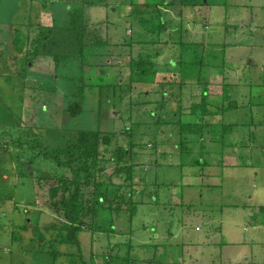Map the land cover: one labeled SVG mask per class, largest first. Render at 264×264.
Masks as SVG:
<instances>
[{"label": "rangeland", "instance_id": "obj_1", "mask_svg": "<svg viewBox=\"0 0 264 264\" xmlns=\"http://www.w3.org/2000/svg\"><path fill=\"white\" fill-rule=\"evenodd\" d=\"M93 1L42 2L57 27L67 22L66 7L82 8L88 29L111 43L85 49L98 51L89 61L100 60L103 66H86L82 72L74 56L57 65L54 56L44 55L22 73L24 66L15 69L7 57L0 74V264H71L76 259L74 246L52 245L57 231L46 226L56 216L46 186L35 178L67 170L18 145L30 127L47 149L64 145L78 129L114 132L109 149L142 144L131 157L137 163L135 213L100 209L95 230L79 234L81 252L94 264H264V211L258 209L264 206V0H194L195 6L166 0L161 11L169 32L162 40L169 46H159L156 89L129 83L128 50L135 55L154 49L141 45L136 18L123 13V6L116 9L122 0ZM39 4L0 0V21L26 19ZM179 39L187 48L180 49ZM116 54L120 57H112ZM182 60V73L170 79L184 76L185 82L170 86L165 97L167 106L178 111L170 114L168 108L164 115L160 86L178 69L172 61ZM115 65L119 75L114 79L96 75ZM206 80L208 90L221 94L207 106L211 116L204 117L215 123L214 131L199 134L181 126L182 120L196 121L184 106L200 98ZM76 101L81 109L71 115L68 106ZM179 116L182 125L173 123ZM229 123H234L231 131Z\"/></svg>", "mask_w": 264, "mask_h": 264}, {"label": "trees", "instance_id": "obj_2", "mask_svg": "<svg viewBox=\"0 0 264 264\" xmlns=\"http://www.w3.org/2000/svg\"><path fill=\"white\" fill-rule=\"evenodd\" d=\"M132 2H134L132 16L136 18L141 27L140 32L142 31L139 37L140 41L144 43L141 45L150 44L154 49L150 46L153 52L145 50L146 54L139 51L135 55L133 53L130 55L129 83L134 81L136 85L151 84L150 87L156 89L157 87L154 85L157 81L156 73L159 70L156 62L160 51L159 46L162 48L169 46L162 40V35L169 30L163 11H161L162 7L168 3L166 0H132ZM206 3L207 1L204 3L202 1V4L206 5ZM180 4L195 6L196 2L194 0H181ZM30 37L29 33H24L20 28H16L11 35L12 40L4 47L7 55H9L7 56L10 59L9 63L13 61L17 66H13L15 69L24 66L21 69L22 73L25 72L26 66L28 64L31 66L40 55L54 56L57 65L61 64L66 56H74L79 61L78 69L81 70L82 68L83 72L86 66H91L89 57L92 53H86L85 49L88 46L108 44V40L101 37L97 31L88 29L83 12L79 8H73L68 12L67 22L61 27L39 26L32 39ZM63 44L68 45V49L64 50ZM178 44L180 49H183V47L187 48L188 43L179 39ZM12 51L16 54L10 57ZM2 52L5 51L2 50ZM18 54L21 55L18 57ZM6 58L0 60L2 63L0 64V74H4V67L8 64ZM172 62L178 69L172 70L168 78L164 77V87L160 86L164 90V115L168 108L170 114L178 111L175 107L167 106L166 103L165 97L170 94L168 92L170 86L181 85L185 82L184 76H179L177 81L170 78L174 77L176 71L182 73L181 66L186 61ZM3 63L6 64L3 65ZM81 76L84 77V75ZM201 83L204 88L201 90V100L191 103L187 112H185L186 110L183 111L194 116L196 121L188 120L186 122L182 120L184 126H181V128L192 132L197 130L199 134L203 133V129L213 132V125L215 124L208 121L204 122L208 110L209 83L207 80ZM82 90L84 92L83 88ZM79 94L81 96V93ZM222 94L225 95L226 93L223 91ZM68 107L71 115H75L81 109L78 101L71 103ZM183 112L180 114L185 115ZM209 115L211 116V114ZM168 117H164V123ZM178 118L179 120L175 119L173 123L177 122L182 125L180 123L181 116ZM231 126H234V123H229V131L232 129ZM24 135L25 139L18 142L20 147L27 145L32 150H38L39 154L51 158L56 164L67 170L66 174L59 176H35L39 186L44 188L46 186L48 206L56 216L55 221L46 226V228L57 231L53 241H51L52 245L66 243L74 246L77 253H72L76 255V259L71 264H94L91 260L86 259L81 252L79 234L95 230L100 209H108L117 214L125 211L129 216L135 213L137 201L133 199V186L135 184L132 180L135 163L131 157L134 156L133 150L136 146L135 151L139 148L137 151L140 152L143 148L142 144L131 142L128 148L116 144L113 149H109L108 147L115 137L114 132L78 129L64 145L47 149L38 141V133L34 132L32 127L26 130ZM221 136L218 134L217 139H221ZM258 209L264 211V206H259ZM54 251L52 249L49 252L54 255ZM129 261L127 259V262Z\"/></svg>", "mask_w": 264, "mask_h": 264}, {"label": "crops", "instance_id": "obj_3", "mask_svg": "<svg viewBox=\"0 0 264 264\" xmlns=\"http://www.w3.org/2000/svg\"><path fill=\"white\" fill-rule=\"evenodd\" d=\"M36 1L38 2V4L41 3L42 6L40 4L39 5H34L35 9L32 10V11L30 10L27 14H25L26 15V19L25 18L24 19H20L19 16H18L15 20L5 21V23H3L2 21H0V58L1 59L6 58L7 56H9V55H5L2 52L1 47L3 45H6L8 42H10L12 40L11 39V35L13 34V31L16 28H20L21 31L24 32V33H29V35L31 36L30 39H32V36H34L35 33H36V31H38L39 26H42V27H44V26L45 27H48V26L57 27V25L55 24V18L52 15V12H50L49 9H46V7H44V4H43V2L49 3V2H51V0H36ZM81 2H83V4L90 5V4L96 3L97 1H93V0H81ZM133 3L134 2H132V0H122V1L119 2V6H116V9L118 10V8L120 6H123V13H126L127 12V14H130L132 16V11H133V6H134ZM73 8H78V7H72V8L71 7H68V8L66 7L67 17H68V12L71 9H73ZM79 9L82 10V8H79ZM114 11H116V10L114 9ZM82 12H83V10H82ZM83 15H84V13H83ZM106 24L108 26H114V23L111 20H108ZM121 38H123V37H121ZM128 41L125 40L123 43L126 44V42H128ZM132 42L133 41H129V45L132 46ZM109 44H111V43H109ZM120 44H121V42H119V41H115L114 42V45H116V46H121L122 44L121 45ZM134 46L135 47H133V48H136V44ZM128 51H129V54L130 55L133 53V51L131 49H129ZM96 52H98V51H96ZM96 52H94V53L92 52L91 56L92 55H95ZM15 54L16 53L14 51H12L11 54H10V57L14 56ZM98 54L100 55V53H98ZM118 54H116L115 56H112V57H114V58L115 57L116 58L117 57H120V56H118ZM20 55L21 54H18L17 56L19 57ZM42 56H44V55H40L34 61L33 64H31V63L30 64L31 65H34L36 63V61H38V59H41L42 58ZM48 56H50V55H48ZM129 59H130V56H129ZM103 64L104 63H100V60H99L96 65L95 64H91V66H89V67H93L94 68L97 65L103 66ZM103 69L106 71L105 73L104 72L101 73V72H98L97 71L96 75H99V76H105L106 75V77L109 76L110 78H113V79H114L115 76H118L119 75V72H115V71H118L116 65L115 66H112L110 68H108V66H105ZM95 72H96V70H95ZM3 73H4V71H3ZM127 75L129 76V74H127ZM118 79H120V77H118ZM198 92L199 91L194 92V95L195 96L198 95ZM220 94L221 93H220L219 90L218 91H211V90H209V94H208V104H211V100L214 99L215 97L219 96ZM199 100H200V98H198V100L196 102H198ZM196 102H193V103H196ZM190 104L191 103H189L188 105L184 106V109L186 108V110H187L190 107ZM209 114H211V113H210L209 110H207V115L205 117L210 116ZM249 145L253 146L252 144H249ZM138 149L139 148H137V150ZM231 152H233V151H231ZM225 153H227V152H225ZM233 153H235V152H233ZM133 162L135 163V165L137 164L135 161H133Z\"/></svg>", "mask_w": 264, "mask_h": 264}]
</instances>
